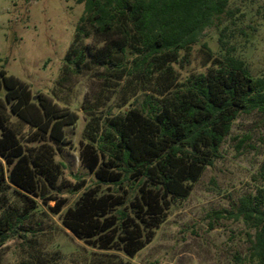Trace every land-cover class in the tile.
<instances>
[{
	"label": "trees",
	"instance_id": "trees-1",
	"mask_svg": "<svg viewBox=\"0 0 264 264\" xmlns=\"http://www.w3.org/2000/svg\"><path fill=\"white\" fill-rule=\"evenodd\" d=\"M75 2L82 14L51 97H34L28 84L0 71V248L44 205L87 247L131 259L220 159L240 116L253 115L264 129V76H253L228 42L238 11L229 0ZM207 29L219 30L221 55L201 43ZM196 46L199 68L188 72ZM86 66L99 81L82 105L78 143L91 181L77 178L68 206L59 195L66 165L56 158L79 116L56 93ZM252 182L253 192L216 217L253 231L237 260L264 264V162Z\"/></svg>",
	"mask_w": 264,
	"mask_h": 264
},
{
	"label": "rangeland",
	"instance_id": "rangeland-1",
	"mask_svg": "<svg viewBox=\"0 0 264 264\" xmlns=\"http://www.w3.org/2000/svg\"><path fill=\"white\" fill-rule=\"evenodd\" d=\"M236 15L229 24L228 42L234 55L249 72L264 76V0H229ZM75 0H0V71L28 84L34 97L52 96L63 58L74 37L82 14ZM219 30L204 31L214 55H221ZM86 40L84 45H89ZM194 48L188 72L197 70L201 55ZM89 57H87V62ZM99 91L96 73L86 66L70 78L56 97L79 116L77 124L66 129L67 144L57 161L66 165L59 183V195L71 206L77 198L71 193L77 178L91 181L81 165L78 143L83 139L85 117L82 105ZM246 138L239 145V140ZM264 162V129L256 127L253 115H242L220 148V159L204 172L184 201L176 202L155 238L134 258L118 252L92 249L63 228L59 217L41 205L21 228L0 248V264H249L244 258L253 231L240 221L217 218L216 213L232 210L237 200L253 192L252 177ZM50 208L53 202L48 204ZM98 263H97V262Z\"/></svg>",
	"mask_w": 264,
	"mask_h": 264
}]
</instances>
